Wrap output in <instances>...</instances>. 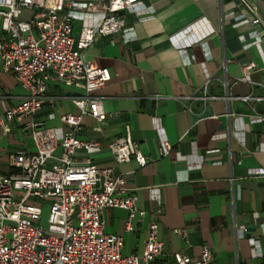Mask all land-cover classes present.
I'll return each mask as SVG.
<instances>
[{
	"label": "crops",
	"instance_id": "crops-1",
	"mask_svg": "<svg viewBox=\"0 0 264 264\" xmlns=\"http://www.w3.org/2000/svg\"><path fill=\"white\" fill-rule=\"evenodd\" d=\"M247 1L256 5L257 24L246 11L245 18L229 14L237 0H136L120 12L121 33L96 37L83 52L110 79L95 91L106 115L101 129H93V117L82 119L81 138L98 146L77 150L76 160L122 175L144 211L131 231L125 209L102 212L103 231L122 236L123 254L142 253L155 221L163 243L156 264L173 261L177 251L196 261L204 245L219 264H264V0ZM81 22L77 14L74 36ZM191 23L197 28L182 34ZM249 62L256 66L245 72ZM25 94L0 68V174L14 170L11 155L34 149L22 126L28 118L3 129V106ZM45 94L52 102L32 119L59 137L66 128L60 114L78 112L71 101L77 92L49 84ZM126 126L148 159L144 167L116 163L108 149Z\"/></svg>",
	"mask_w": 264,
	"mask_h": 264
},
{
	"label": "built area",
	"instance_id": "built-area-1",
	"mask_svg": "<svg viewBox=\"0 0 264 264\" xmlns=\"http://www.w3.org/2000/svg\"><path fill=\"white\" fill-rule=\"evenodd\" d=\"M135 1L0 0V68L26 91L19 103L3 106V129L8 131L6 123L12 120L28 118L22 126L34 143L32 152L11 155L14 170L0 174V264H156L162 254L155 221L148 225L140 255L121 252L122 236L103 231V210L125 209L126 231L132 230L134 217H142L144 211L137 209L135 196L126 192L122 175H113L110 167H99L87 158L76 160L77 150L98 146L97 141L81 138L82 119L93 117V129H101L106 115L95 91L110 79L109 70L85 60L83 52L96 37L121 33L125 19L120 12ZM244 11L251 15V23L260 22L256 5L247 0H237L229 14L245 18ZM77 14L82 22L74 36L72 21ZM197 26L191 23L181 33ZM255 66L249 62L244 70ZM49 84L77 92L71 101L78 112L60 114L66 128L59 137L32 119L45 102L53 100L45 94ZM163 146L170 148L166 142ZM56 148L60 149L57 156ZM108 149L116 163L133 159L144 167L148 162L128 126ZM35 198L50 201L47 227L39 224L41 207ZM173 233L183 236V229ZM162 264L219 263L204 245L196 261L177 251L173 261Z\"/></svg>",
	"mask_w": 264,
	"mask_h": 264
},
{
	"label": "rangeland",
	"instance_id": "rangeland-1",
	"mask_svg": "<svg viewBox=\"0 0 264 264\" xmlns=\"http://www.w3.org/2000/svg\"><path fill=\"white\" fill-rule=\"evenodd\" d=\"M17 195H21L20 192H17ZM41 207V216L39 220V224L42 225L43 227H47V215L49 211V206H50V201L49 200H44L41 198H35L34 199Z\"/></svg>",
	"mask_w": 264,
	"mask_h": 264
}]
</instances>
